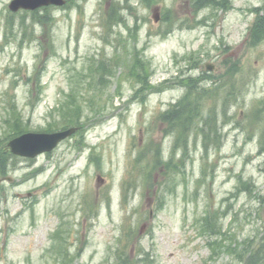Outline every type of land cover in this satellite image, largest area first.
Returning <instances> with one entry per match:
<instances>
[{
  "label": "rangeland",
  "instance_id": "1",
  "mask_svg": "<svg viewBox=\"0 0 264 264\" xmlns=\"http://www.w3.org/2000/svg\"><path fill=\"white\" fill-rule=\"evenodd\" d=\"M13 1L0 0L1 136L8 146L12 103L27 124L19 135L58 132L70 118L83 133L0 166V264H63L61 246L69 264H264L263 207L251 216L264 199V26L245 40L264 0H229L227 11L220 0H70L17 12ZM139 63L149 82L127 75ZM184 76L191 86L177 85ZM88 83L103 89L92 103L75 89ZM172 105L174 123L160 117Z\"/></svg>",
  "mask_w": 264,
  "mask_h": 264
},
{
  "label": "trees",
  "instance_id": "2",
  "mask_svg": "<svg viewBox=\"0 0 264 264\" xmlns=\"http://www.w3.org/2000/svg\"><path fill=\"white\" fill-rule=\"evenodd\" d=\"M205 3H208V4H210L211 6H216V4H217V2L215 1V0H207ZM218 4L223 8V9H227L228 8V0H223V2H221V1H218ZM109 11V10H108ZM108 11H107V13H108ZM112 16L113 15H108V22H110V20L112 19ZM38 22L39 23H41V24H43V27L44 28H46L47 26L49 27L51 24H52V22H54L53 21V18H52V16H49V15H47L46 16V18L45 19H39L38 20ZM257 28H260V27H263L264 26V20L260 23V22H257ZM13 27V22H11L9 19H8V21H7V27H6V29L7 30H11V28ZM46 32V31H45ZM144 65H146V64H144V63H139L137 66H136V70H135V74H134V76L132 75V74H127L129 77H132V79L137 83V82H140L141 81V78H142V74H144L145 76H146V81L147 82H149L150 80H151V73H150V68H149V66H145L144 67V69L141 71V69H140V67H143ZM97 71V73H100V74H102V72L104 71V67H103V65H100V68L99 69H97L96 70ZM95 73V72H94ZM36 74V75H35ZM96 74V73H95ZM33 76H36L37 78H38V74H37V72H35L34 74H32V77ZM32 77L30 78V79H32ZM178 80H179V83H182L183 85H184V87L186 86V87H188V86H191V84H192V82H191V80L189 79V78H187L186 76H184V77H182V78H178ZM100 81H101V79H100ZM108 80H102V82H107ZM38 83H39V81H38ZM178 83V82H177ZM90 86H91V84H90ZM43 88V87H42ZM42 88H40L41 90H42ZM101 87H99V89H100ZM102 89V88H101ZM41 90H39V91H41ZM138 92H141V94H140V98L141 99H144L145 98V96H146V94L148 93H144L143 92V89H142V87L140 86L139 88H138ZM81 96L83 97V95L81 94ZM94 100V99H93ZM173 105H175V104H173ZM172 105V107H171V109H169L168 111H165V112H162L161 114H160V117H163V118H168V120H169V122H171V123H174V120H178V119H180V117H181V115H179V114H177V113H174V112H178V110H177V107H175V106H173ZM67 107H73L74 109H77V107H75V105L74 104H71L70 106H61V108L60 109H64V108H67ZM173 107H175L174 108V110H173ZM74 111H76L75 113H77V110H74ZM172 111V113L169 115L168 113L169 112H171ZM10 115L13 117V120H14V122H15V124L17 125L16 127H15V124H14V126L13 127H15V129H13L12 127H11V130L13 131V134H12V136H15V135H18V134H20V133H22L23 131H25L26 130V126H27V124L23 121V119L21 118V115H20V113H19V111L18 110H16V108L14 107V105H13V103H12V110H10ZM79 115V114H78ZM172 115V116H171ZM171 116V117H170ZM171 120H173V121H171ZM6 121H7V123L10 125L11 123H10V120L9 119H6ZM68 122H70L71 124H73V122H72V118H70L69 120H68ZM177 125V124H176ZM11 126V125H10ZM210 127H214V128H217L218 129V127H217V125H215V121H213V120H211V122L210 123H208V128L207 129H209ZM209 131H213V129H211L210 128V130ZM208 131V132H209ZM208 132H206V135L208 136ZM213 138V137H212ZM8 139V138H7ZM84 144V137L82 136V138L77 142V146H82ZM12 157V154L10 153V151H9V149H8V147H7V145H6V142H5V139H3L1 136H0V166H3V162L5 163V165L4 166H6V164L8 163V161H10V158ZM164 165H166V172H165V174L166 175H168L169 176V174H171V172L173 171V170H171V166H170V164H169V162H164V161H161ZM4 166H3V168H4ZM6 168H7V166H6ZM124 260H125V256H121V260H120V262H119V264H125V262H124ZM255 263V260H254V258H253V260L251 261V264H254Z\"/></svg>",
  "mask_w": 264,
  "mask_h": 264
},
{
  "label": "water",
  "instance_id": "3",
  "mask_svg": "<svg viewBox=\"0 0 264 264\" xmlns=\"http://www.w3.org/2000/svg\"><path fill=\"white\" fill-rule=\"evenodd\" d=\"M20 1L22 0H14L10 7L16 10L20 7L36 8L38 6L47 5L50 3L59 5L65 3V0H23L26 2V5H16L20 4ZM74 130L75 128H70L68 130L55 133H28L14 139L12 142H10V145L13 147V151L15 153L35 156L39 152L52 149L60 140L70 135Z\"/></svg>",
  "mask_w": 264,
  "mask_h": 264
},
{
  "label": "bare ground",
  "instance_id": "4",
  "mask_svg": "<svg viewBox=\"0 0 264 264\" xmlns=\"http://www.w3.org/2000/svg\"><path fill=\"white\" fill-rule=\"evenodd\" d=\"M177 85H179L180 87H182V86H184L182 83H177ZM200 144V146H202V144L201 143H199Z\"/></svg>",
  "mask_w": 264,
  "mask_h": 264
},
{
  "label": "flooded vegetation",
  "instance_id": "5",
  "mask_svg": "<svg viewBox=\"0 0 264 264\" xmlns=\"http://www.w3.org/2000/svg\"><path fill=\"white\" fill-rule=\"evenodd\" d=\"M200 116H197V118H199ZM264 235V234H263Z\"/></svg>",
  "mask_w": 264,
  "mask_h": 264
}]
</instances>
